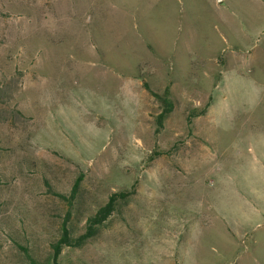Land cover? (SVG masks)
Wrapping results in <instances>:
<instances>
[{
    "label": "rangeland",
    "instance_id": "rangeland-1",
    "mask_svg": "<svg viewBox=\"0 0 264 264\" xmlns=\"http://www.w3.org/2000/svg\"><path fill=\"white\" fill-rule=\"evenodd\" d=\"M118 193L60 264H264V0H0V264Z\"/></svg>",
    "mask_w": 264,
    "mask_h": 264
},
{
    "label": "trees",
    "instance_id": "trees-1",
    "mask_svg": "<svg viewBox=\"0 0 264 264\" xmlns=\"http://www.w3.org/2000/svg\"><path fill=\"white\" fill-rule=\"evenodd\" d=\"M153 97L158 100L161 103V111L156 117V133L159 131V129L162 128V123L164 119L169 115V113L172 110V103L168 99V90L166 89L161 95L152 93ZM81 179L78 178L73 184L72 190H71V196L75 195L79 183ZM55 197L59 198L60 200H65L64 197L60 194L55 193ZM126 194L124 193H118V194H112L107 199L106 203L102 206H100L95 213L89 217L86 220V226H85V232L79 236L78 238H72L70 235V231L66 227L65 223H63L60 226V232L58 239L50 244V254L46 261L43 263H38L37 261L33 260L30 256H26L29 258L31 264H60L59 263V256L61 252L65 248H79L83 246L88 240L92 239L94 236H96L98 230L100 227L110 218L112 213L115 210V204L117 200H123L125 199Z\"/></svg>",
    "mask_w": 264,
    "mask_h": 264
}]
</instances>
